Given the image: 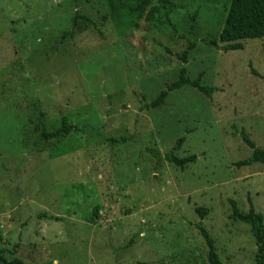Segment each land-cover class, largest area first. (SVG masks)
<instances>
[{
    "label": "rangeland",
    "instance_id": "rangeland-1",
    "mask_svg": "<svg viewBox=\"0 0 264 264\" xmlns=\"http://www.w3.org/2000/svg\"><path fill=\"white\" fill-rule=\"evenodd\" d=\"M138 1H123L116 21L107 0H0L1 258L209 264L201 222L222 264H255L251 227L231 202L264 225V164L235 165L252 149L234 133L264 149V38L206 45L229 0H168L177 34L194 26L182 64L186 38L137 18ZM182 66L211 95L183 85L145 109ZM62 118L68 134L34 144L35 125L51 132ZM149 150L196 159L179 168Z\"/></svg>",
    "mask_w": 264,
    "mask_h": 264
},
{
    "label": "trees",
    "instance_id": "trees-1",
    "mask_svg": "<svg viewBox=\"0 0 264 264\" xmlns=\"http://www.w3.org/2000/svg\"><path fill=\"white\" fill-rule=\"evenodd\" d=\"M123 1L128 0H107L110 14L116 21H118L119 19V11L126 7V4ZM158 3V5L149 6V0H139L135 6L131 7V11L136 14L137 18H142L144 16V20L146 22L152 23L157 21L161 24H166L174 34H177L175 27L168 17L172 4L168 0H158ZM161 10H163L164 18L159 15ZM75 22L76 20L74 19L73 25H75ZM193 30L194 26L191 23L188 35L177 34L182 38H186L188 43L186 49L179 55V59L182 64H186L189 52L196 46L195 41L191 39ZM261 38H264V0H229L225 19L223 21L222 29L218 37L212 40H203V42L206 45H210L214 48H218L221 44V48L224 51H229L242 49V44L239 42L240 40ZM183 85H189L193 88H196L207 96L211 95L213 91L212 87L201 85L199 78L189 80L186 77V68L182 66L179 70L177 79L168 84L166 88L162 90L149 104L145 105V109L161 106L170 92L175 89H179ZM34 129L35 131H37V136L34 144L37 145V143L40 141L46 142L48 140L59 138L63 135L68 134L73 129V126H71L67 122L66 118H62L60 126L54 131L49 132L45 127L43 121H40L37 125H35ZM234 133H239L245 144L252 149V153L248 158L235 162V165L237 167H241L251 165L253 163L264 164V149L256 147L254 142L248 138L244 130H241L240 132H238V130H235ZM183 140V137L178 139L174 148L178 149ZM149 152L154 156L156 160L163 158L179 168H183L185 165L194 162L196 159L195 155H189L179 158L173 153V150H171L164 156H161L155 150H149ZM231 205L233 210L231 217L233 219H238L244 223H247L251 227V233L254 236L256 244V253L254 255L255 264H264L263 216L255 212L252 206H250L249 211L246 214H242L238 212L233 201L231 202ZM194 211L199 217H204L208 212L207 208L204 207H196ZM42 216L47 217L46 214H42ZM51 218L58 220L57 217L51 216ZM196 227L206 243L207 261L209 262V264H222L218 257V254L215 251L213 240L210 238L202 223L198 222L196 224ZM131 241L132 239H130L128 244H130ZM0 261L2 262V264H27L16 257L12 258L11 260H6L0 257ZM137 264L154 263L138 262Z\"/></svg>",
    "mask_w": 264,
    "mask_h": 264
}]
</instances>
